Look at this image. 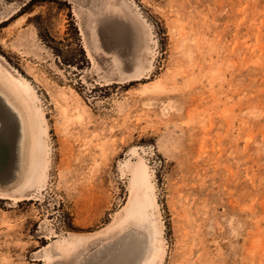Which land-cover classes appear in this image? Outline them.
Masks as SVG:
<instances>
[{
    "label": "rangeland",
    "instance_id": "374dc122",
    "mask_svg": "<svg viewBox=\"0 0 264 264\" xmlns=\"http://www.w3.org/2000/svg\"><path fill=\"white\" fill-rule=\"evenodd\" d=\"M0 72V264H264V0H0Z\"/></svg>",
    "mask_w": 264,
    "mask_h": 264
},
{
    "label": "bare ground",
    "instance_id": "6f19581e",
    "mask_svg": "<svg viewBox=\"0 0 264 264\" xmlns=\"http://www.w3.org/2000/svg\"><path fill=\"white\" fill-rule=\"evenodd\" d=\"M0 85L3 86L4 91L0 90V103L4 104L9 110V112L13 113L15 118L17 119L19 123V135H18V141H17V149L19 152V155L22 154V143L24 139V131L27 133L29 137V155H30V161H29V170L28 174L25 176L24 181L21 185H24L25 182L28 180V177L34 168L35 163V152L37 147V128L32 116V113L27 105V103L6 83L4 76L0 72ZM6 92L10 95L12 94L15 100L19 102V105L21 106V109H19L8 97ZM0 104V118L4 117L5 111L2 108ZM0 128L3 129L4 132L7 133L9 137L13 136L14 129L12 125L1 124Z\"/></svg>",
    "mask_w": 264,
    "mask_h": 264
},
{
    "label": "trees",
    "instance_id": "16d2710c",
    "mask_svg": "<svg viewBox=\"0 0 264 264\" xmlns=\"http://www.w3.org/2000/svg\"><path fill=\"white\" fill-rule=\"evenodd\" d=\"M65 33V37L60 40H55L51 37L48 31H45L44 35H42V38L61 63L69 66H75L76 68H81V66L87 63L88 61L86 60L84 50L80 43V38L78 37L77 29L74 26L73 22H71L70 27ZM71 40H73V42L78 48L77 54H73V52L70 50ZM76 55L78 57H76Z\"/></svg>",
    "mask_w": 264,
    "mask_h": 264
}]
</instances>
